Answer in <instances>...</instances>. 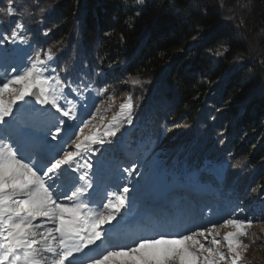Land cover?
<instances>
[{
	"label": "trees",
	"instance_id": "1",
	"mask_svg": "<svg viewBox=\"0 0 264 264\" xmlns=\"http://www.w3.org/2000/svg\"><path fill=\"white\" fill-rule=\"evenodd\" d=\"M14 3L21 12L0 15V35L20 20L25 43L6 46L12 55L0 67V79L17 54L52 47L60 49L61 66L73 78L87 81L88 73L94 84L81 102V115L101 100L118 112L128 95L137 105L125 134L118 133L103 148L96 146L91 162L99 181L94 176V185L106 181V174L123 173L136 192L141 188L133 179L141 180L143 195L159 168L169 183L179 179L208 187L195 211L190 207L196 226L206 216V223L230 215L264 221V0ZM0 6L6 7L7 0H0ZM224 48L229 51L217 55ZM97 85L114 91L115 101L97 97ZM26 117V112L17 116L21 125ZM57 118L58 113L51 119ZM35 130L45 134L43 128ZM132 164L138 165L137 172L129 176L123 169ZM106 185L114 186L109 180ZM207 206L212 209L208 213ZM188 210L178 208L180 219Z\"/></svg>",
	"mask_w": 264,
	"mask_h": 264
},
{
	"label": "snow or ice",
	"instance_id": "2",
	"mask_svg": "<svg viewBox=\"0 0 264 264\" xmlns=\"http://www.w3.org/2000/svg\"><path fill=\"white\" fill-rule=\"evenodd\" d=\"M20 12L14 0L0 6V15ZM11 23L14 26L0 35V61L12 55L7 45L25 43L23 22ZM59 51L37 47L22 57L17 54L21 63L4 68L5 78L0 79V264H74L80 253L87 257L84 264H238L241 252L251 246L244 241L251 234L252 217L232 216L219 225L177 233L134 234L128 245L112 244L114 234L125 235L122 221L135 206L128 195L133 189L118 187L97 203L91 177L97 176L98 183L99 170L92 172L91 157L98 154L97 145L103 148L125 126L133 125L137 105L128 95L102 135L98 130L85 135L101 111L94 104V112L80 114L81 102L94 84L88 73L87 81L79 75L73 78L71 70L61 66ZM228 51L224 48L217 55ZM95 88L97 97L110 102L117 98L106 85ZM29 98L40 107L25 108ZM17 104L21 108L16 111L27 113L22 126L14 125ZM57 113L59 118L51 119ZM35 128L45 129V134L35 138ZM42 158L48 163L40 164ZM137 167L132 164L123 171L131 176ZM218 228L228 229L222 238Z\"/></svg>",
	"mask_w": 264,
	"mask_h": 264
},
{
	"label": "rangeland",
	"instance_id": "3",
	"mask_svg": "<svg viewBox=\"0 0 264 264\" xmlns=\"http://www.w3.org/2000/svg\"><path fill=\"white\" fill-rule=\"evenodd\" d=\"M20 62H21V60L19 58H17V60L15 61V64H19ZM5 64H6L5 60L0 61V67H4ZM0 77H1V75H0ZM4 98L6 100L8 99L7 96H5ZM29 104L31 106L36 107L35 105H33L31 103L30 100H29ZM99 106H100L101 111H100V113L97 114V119L95 121H93L94 126H90L89 128H86L85 129V135L96 134L97 130L99 131V134L102 135L103 132L105 131V125L107 123H109L112 119V116L117 113V111H115L113 109V105L110 103H107V104L100 103ZM20 108H21L20 104H17L16 106H14V113H17L18 115L25 113L24 110L16 111V109H20ZM25 108H26V105H25ZM36 108H38V107H36ZM105 109H110V110L105 111ZM94 111H95V109L91 110V112H94ZM91 112H88L87 114H89ZM100 117H104V119L101 120ZM9 119H11V118H9ZM14 125H17L15 121H14ZM125 129H127V128L125 127L123 129L121 136L125 134L124 133ZM33 131H34V137H36L37 134H36L35 130H33ZM155 168H156V166H155ZM157 170H159V168H157L155 171H157ZM143 176H144V174H143V172H141L140 178ZM159 180L161 181L162 179H159ZM120 183L122 184V181H120ZM136 184L141 189L146 188V186H144L141 183V180H136ZM149 184H151V183H149ZM152 184H155L157 186H163L162 183H158L156 180L153 181ZM178 184H179V182L177 184L173 185V188L175 190L180 189V186ZM97 189H98L97 191L92 193V194L97 195L96 198L94 199L97 203L103 201L107 192L113 191L111 189L104 188V186H101ZM202 190L208 191L207 188L202 189ZM174 191L171 194L172 199L174 198V196H176ZM128 195H129V197H131L135 201V197L137 196L135 191H133V193L130 192ZM138 196H139V194H138ZM168 198L169 197L167 196L166 199H168ZM182 198L183 197H181L179 199V202H177L175 200H169L167 203V207L162 208L165 210V214L163 216H161L160 213H157L158 209L156 210L154 207L150 206L149 194L144 196V197L139 198V201L132 208L131 212H129L126 215V217H125L126 224H124L123 230H126L128 232V234H130L129 237L134 235V234L135 235L155 236L158 233H177V232H182L185 228H189V229L207 228V227H211L212 224L219 225V223H222V221H220L219 223H206V221H208L207 216H206L205 219H203V221L201 220V223L198 226H195L196 214H195V212H192V210H190L191 209L190 207H193V209L195 211V208L197 207L196 206L197 203L193 202V204L190 205V204H187L188 200L182 199ZM63 202L67 203V204L72 203L71 201H67V200H64ZM212 205L213 204H211V207H212ZM180 206H183L185 208H187V206H189V210L187 211L186 219L179 221L178 219L180 218V211H179V215H178L177 211H175V207H177V209H178ZM211 207L209 208L207 206L205 211L208 213L210 210H212ZM151 211H153V217L150 220L149 219L147 220L145 217V213L151 212ZM244 213L245 212H243L242 217L245 216ZM122 215H124V213H122ZM229 217H232V215H230ZM249 217H252L254 219V224L250 229V233H251L250 236L248 237V239H245L244 242L246 244L250 243L251 246L247 249L246 252H244V251L241 252V259L238 261V264H264V224L255 222L258 220H256V218L253 215H250ZM113 223H115V222H113ZM107 227H111V226H107ZM135 229H137V230H135ZM217 230L220 233V236L218 238H222L223 235L225 234V232L228 231V229H219V228ZM252 241H254V243ZM130 243H131V240H129L127 245ZM222 249L224 251H226V247H224L223 245H222ZM85 252H88V250L85 249ZM78 255L80 257L87 258L84 256L83 253H80ZM89 255H91V253H89ZM77 262H78V260H75L74 264H78Z\"/></svg>",
	"mask_w": 264,
	"mask_h": 264
},
{
	"label": "water",
	"instance_id": "4",
	"mask_svg": "<svg viewBox=\"0 0 264 264\" xmlns=\"http://www.w3.org/2000/svg\"><path fill=\"white\" fill-rule=\"evenodd\" d=\"M29 100H30V98H29ZM30 101H31V100H30ZM31 103L34 105V102L31 101ZM36 106H37V107H40L39 105H36Z\"/></svg>",
	"mask_w": 264,
	"mask_h": 264
}]
</instances>
